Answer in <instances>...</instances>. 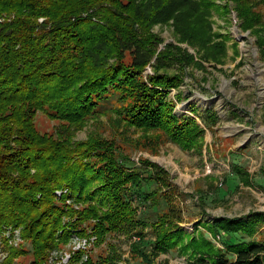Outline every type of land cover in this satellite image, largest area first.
<instances>
[{"label": "trees", "instance_id": "16d2710c", "mask_svg": "<svg viewBox=\"0 0 264 264\" xmlns=\"http://www.w3.org/2000/svg\"><path fill=\"white\" fill-rule=\"evenodd\" d=\"M233 2L244 28L261 27L264 48V0ZM219 8L216 0H0V236L6 227L20 229L32 249L29 264H48L50 251L74 233L93 234L99 242L114 231L144 239L148 226L156 254L179 249L198 264H264V244L236 238L253 236L263 213L203 223L221 237V248L179 225L180 210L169 195L155 219L140 215L135 200L157 206L160 194L137 189L143 180L161 178L127 167L113 140L71 141L88 119L111 112L129 126L159 132L158 140L186 150L200 146L203 128L193 117L179 118L169 97L180 76L160 73L157 63L155 74L144 78L158 40L149 27L174 20L182 41L221 62L226 44L216 40L209 19ZM39 112L60 122L56 131L38 129ZM64 188L82 207L56 197ZM7 251L6 264L28 252L12 245ZM82 254L72 260L81 261ZM80 264L114 263L88 256Z\"/></svg>", "mask_w": 264, "mask_h": 264}, {"label": "rangeland", "instance_id": "374dc122", "mask_svg": "<svg viewBox=\"0 0 264 264\" xmlns=\"http://www.w3.org/2000/svg\"><path fill=\"white\" fill-rule=\"evenodd\" d=\"M216 2L220 8L213 9L209 19L218 36L216 40L226 44L221 62L206 58L199 46L182 41L174 20H170L149 27L158 40L143 72L145 79L155 74L158 63L160 73L180 76L182 83L169 89V97L176 104L174 112L179 118L193 117L203 128L200 146L186 150L162 140V136L158 140L159 132L129 126L111 112L88 119L74 131L71 141L97 137L113 140L117 146L115 154L124 159L127 167L141 170L144 175L150 170L161 178L143 180L137 189L159 190L160 194L154 199L157 206L149 201L145 207L135 200L140 215L155 219L159 211L166 209L164 194L169 195L180 210L178 223L186 232H202L224 248L221 237L208 231L203 223L264 214V48L257 32L261 27L244 28L233 0ZM184 51L193 56L192 61L185 60ZM36 122L41 132L49 133L60 124L41 112ZM55 194L58 199L65 195L67 205L82 207L68 189H58ZM67 220L64 219V224ZM145 232V238L141 239L114 231L101 242L93 234L74 233L67 243L50 251L47 263L80 264L93 256L111 258L114 264H147L140 253L144 251L152 264H198L179 249L156 254L150 245L155 239L151 226ZM236 238L264 244V221L253 236L236 234ZM6 240L8 246L28 250L13 259V264H29L33 259L31 246L22 239L20 229L12 227H6L0 236V264L8 262ZM79 252L83 253L81 261L72 260Z\"/></svg>", "mask_w": 264, "mask_h": 264}]
</instances>
